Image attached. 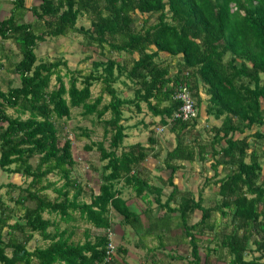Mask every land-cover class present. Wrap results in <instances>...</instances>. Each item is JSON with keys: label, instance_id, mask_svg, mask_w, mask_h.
<instances>
[{"label": "trees", "instance_id": "trees-1", "mask_svg": "<svg viewBox=\"0 0 264 264\" xmlns=\"http://www.w3.org/2000/svg\"><path fill=\"white\" fill-rule=\"evenodd\" d=\"M5 1L9 10L0 18V40H10L19 58L10 64L17 85L0 88V169L19 175L24 184L0 183L21 210L7 213L0 199V264H119L121 259L133 264L117 260L116 254L127 253L121 244H113L114 256L104 260L112 212L137 236L134 247L144 251L142 264H264V161L259 159L264 149L248 141H264L259 128L264 124V0H38L29 7L24 0ZM79 18L88 26H78ZM68 33L81 37L80 52L89 60L84 73L61 74L66 67L61 57L35 55L39 41ZM94 83L100 86L92 97ZM179 84L195 108L189 120L175 116ZM118 85L130 94L122 95ZM141 103L157 119L128 124ZM74 107L102 128L101 139L85 146L104 162L97 192L90 191L87 201L71 175V141L55 124ZM200 109L219 123L196 128ZM137 124L149 132L146 144L124 145L128 129ZM152 125L166 127L174 139L161 159L166 175L155 176L159 185L151 183L143 165L149 151L158 155ZM202 131L209 136L201 137ZM195 160L201 169L208 162L212 170L196 194L172 181L184 162ZM51 173L59 185L46 180ZM162 184L169 186L167 193ZM124 186L145 206L128 203L121 195ZM204 187L212 189L210 198ZM77 220L101 232L91 234L88 227L81 241L68 243ZM34 234L44 244L30 248ZM180 244L188 247L187 255L176 251Z\"/></svg>", "mask_w": 264, "mask_h": 264}, {"label": "rangeland", "instance_id": "rangeland-1", "mask_svg": "<svg viewBox=\"0 0 264 264\" xmlns=\"http://www.w3.org/2000/svg\"><path fill=\"white\" fill-rule=\"evenodd\" d=\"M26 6L35 5L38 3V0H24ZM9 10V4L5 0H0V18L5 17L8 14ZM30 15L29 12H26L24 15V20H29ZM154 17H150L149 21L153 20ZM76 24L82 25L84 27L88 26V21L84 18H79L76 22ZM80 40L81 37L77 33H68L64 36H58V37H45L44 40L39 41L36 44V47L34 49L35 55L39 60H52L55 57H61L66 62V67H61L60 73H64L66 69H77L80 70L82 73L86 72L89 68V60H85L84 54L80 52ZM0 88L2 90L6 89L8 85L14 86L17 85L18 79L15 75V73L10 71V64L15 62L19 55L17 53V50L15 48V45L10 40H0ZM6 54V58L4 56ZM116 58H119L121 56H115ZM161 58L167 57V55L160 53ZM93 58H95V55L93 54ZM8 66V68H7ZM9 69V70H8ZM63 80L66 82V77L63 76ZM54 84V78L51 77L50 80V88ZM100 83H94L91 86V96L94 97L98 91H99ZM118 88L121 89L122 95H128L130 94V91L127 90V88H123L120 85H118ZM81 109L79 107H74L70 111V116L68 118H61L59 120H56L55 124L57 126L58 132L63 135L66 134L68 139L71 141V155L72 158L75 160L73 166L71 175L79 179L83 190L85 191V194L80 196V198L84 201L88 200V193L97 192V185H98V176L101 170V165L104 163L103 161H100L97 157V152L92 149H86L85 146L90 143V141H96L101 139V125L100 123L93 122L90 116H82L80 114ZM8 113H11V109H7ZM134 112V111H133ZM132 112V113H133ZM126 114V113H125ZM106 117V115H105ZM157 118L150 115L149 111L145 108L143 103H141V110L139 113L134 112L130 116V118L127 119L128 124H134L138 120H142V122L146 123L150 120L155 121ZM197 126L196 128L199 129L201 126H206L207 129L208 126L211 125H217L219 123V120L214 119L209 116H205L202 109L198 112L197 116ZM154 126L152 125V128ZM154 137L156 138V144L155 149L157 151V157L151 156V151H149V156L145 159L143 162V165L145 169L149 172V174L152 176L151 183L155 185H159L160 182L156 180V175H166V171L161 167V159L164 155V151L171 148L174 144L173 134L168 131L166 127L163 129H160V127H154ZM195 128V129H196ZM256 127L252 126L250 130L245 131V133L252 132ZM262 131H264V124L259 127ZM82 131H86L87 135L83 134ZM194 132V131H191ZM149 132L146 130V128L143 127L141 124H137L136 127L128 129V136L123 140V144L126 145L131 142L138 141L140 143L146 144V137L148 136ZM201 137H208L206 135L205 131L200 132ZM248 141L250 143L254 142V145L262 151L264 149V141L258 142L252 140V138H248ZM107 140H104V146H106ZM261 161V164L264 161V156L259 158ZM33 162V160H32ZM204 168L201 169L200 162L195 160L192 163H186L184 162V167L182 169H179L177 172H175V175L173 177V183H175L179 188H187L191 190L194 194H196L198 188L200 187V184L203 181L204 176H210L212 170L208 167V162H206L204 165ZM264 175V171L262 172ZM46 180L48 181H55L56 185H59L61 183V180L57 178L54 174H48L46 177ZM23 179L17 175L12 173H6L3 172L0 169V183L5 182H11L14 184L23 185L24 182H22ZM162 193H167L169 191V186L166 184L161 185ZM211 188L204 187L202 190V193L206 198L211 197ZM7 188L3 187L0 189V199L3 202V206L7 207L6 212H10V210H14L17 214L21 213V210L19 207L15 206L12 200L8 199L9 194H7ZM17 189H14L11 191L10 195L16 196ZM45 193L49 197H52L53 192L48 189L45 190ZM122 196L128 199V203H130L135 209H140L141 207L145 206V204L136 199L133 198V193L128 186H124L122 188L121 192ZM16 214V215H17ZM76 215V214H75ZM43 216H46L43 214ZM198 216V212L196 211L190 221L194 220L195 217ZM111 219H112V225L110 227V232L112 233V244L117 245L121 244L124 245L127 248L126 255H122V257L118 254L117 260L123 258L125 261H128V263L133 264H142L144 262V251L139 250L138 248L134 247V243L136 240V235L129 230V228L125 225L119 224V216L115 214L114 212L111 213ZM14 221V217L10 218L8 220L9 223ZM62 226V224H61ZM90 227V233H98L101 232V230H95L91 229V226L88 224L83 223L80 220L76 221V227L73 229V233L71 237L68 239V243H75L77 241H81L83 239V231L84 229ZM2 233H5V229L2 230ZM44 242L41 241V239L34 234V237L32 240L28 243V247L32 248L35 245L42 246ZM147 244L152 245L153 242L148 241ZM170 246V245H167ZM202 246V247H201ZM199 248V255L202 258L203 257V245H201ZM176 251L182 254L187 255L188 253V247L186 245L180 244L177 246ZM157 255V254H156ZM158 255H161L160 252ZM214 260V259H213ZM119 264H122L119 261ZM218 264H223L222 262H218Z\"/></svg>", "mask_w": 264, "mask_h": 264}, {"label": "built area", "instance_id": "built-area-1", "mask_svg": "<svg viewBox=\"0 0 264 264\" xmlns=\"http://www.w3.org/2000/svg\"><path fill=\"white\" fill-rule=\"evenodd\" d=\"M173 98L179 100L180 106L176 115L181 120H189L190 118L195 116V108L193 106L192 100L188 93V90L184 84H179L173 94ZM112 233L110 231L107 232L108 242L104 251V260L110 259L114 256V246L111 241Z\"/></svg>", "mask_w": 264, "mask_h": 264}]
</instances>
